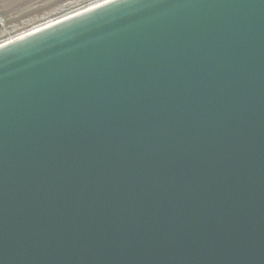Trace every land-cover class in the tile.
I'll return each instance as SVG.
<instances>
[{"label":"water","instance_id":"obj_1","mask_svg":"<svg viewBox=\"0 0 264 264\" xmlns=\"http://www.w3.org/2000/svg\"><path fill=\"white\" fill-rule=\"evenodd\" d=\"M0 264H264V0H104L1 43Z\"/></svg>","mask_w":264,"mask_h":264},{"label":"rangeland","instance_id":"obj_2","mask_svg":"<svg viewBox=\"0 0 264 264\" xmlns=\"http://www.w3.org/2000/svg\"><path fill=\"white\" fill-rule=\"evenodd\" d=\"M104 0H0V44Z\"/></svg>","mask_w":264,"mask_h":264}]
</instances>
